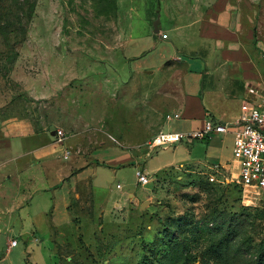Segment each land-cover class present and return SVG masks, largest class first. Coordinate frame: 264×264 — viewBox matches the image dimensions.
Returning <instances> with one entry per match:
<instances>
[{
  "label": "rangeland",
  "instance_id": "374dc122",
  "mask_svg": "<svg viewBox=\"0 0 264 264\" xmlns=\"http://www.w3.org/2000/svg\"><path fill=\"white\" fill-rule=\"evenodd\" d=\"M158 18L168 38L154 31ZM179 36L192 39L197 50L190 54L216 70L226 51L242 49L251 61L234 57L230 67L247 66L264 83V0H0V108L49 95L62 108L89 109L100 130L92 156L101 165L91 179L95 216L88 220H104L97 236L90 222L58 230L17 218L0 222V264H264V191L244 193L233 179L223 181L231 177L230 136L212 137L217 147L210 157L197 146L198 158L189 159L186 148L193 146L185 141L177 146L186 148L147 155L160 129L181 125L164 117L176 113L183 96L180 62L163 59L180 47ZM162 72L173 78L158 82ZM256 95L234 98L228 117ZM148 102L159 109L153 118L143 110ZM172 157L179 163L165 168ZM72 160L59 163L65 168ZM219 163L222 173L211 168ZM143 167L146 185L136 175ZM12 239L17 245L9 249Z\"/></svg>",
  "mask_w": 264,
  "mask_h": 264
},
{
  "label": "crops",
  "instance_id": "0c3cea01",
  "mask_svg": "<svg viewBox=\"0 0 264 264\" xmlns=\"http://www.w3.org/2000/svg\"><path fill=\"white\" fill-rule=\"evenodd\" d=\"M222 18H218V22L224 24ZM158 34L166 33L160 29ZM179 39H181L180 47L174 45L175 51L173 50L172 55L163 56L164 61H179L182 67L179 85L183 96L175 106V112L180 114L177 120L181 125L174 131L191 132L202 129L208 119L219 122L235 119L239 116V108L233 112L231 118L228 117V109L234 98L241 94L247 98L254 88L257 92L264 90V83L256 82L257 79L253 71H250L251 68L230 67L229 63L234 61V57L242 61H251L250 55L244 53L242 49L239 51L234 48L231 52L226 51L225 65L216 70L212 61L206 60L200 54H190L197 50L189 45L193 42L192 39L189 37L188 40L186 37ZM185 45L190 51H187ZM236 51L240 55L236 56ZM171 78L173 77L169 72H162L158 82ZM41 81L45 80L41 79ZM150 81L149 86H153V80ZM222 82L224 86H221ZM42 86L46 87V90L49 89L45 84ZM48 96H35L33 98L39 101L35 99L36 101L32 102L25 99L23 103H12L0 108V222L9 223L17 218L23 224H31L35 227L49 224L51 228L57 230L65 224L80 225L90 222L93 223V231L97 236L99 233L96 234L95 229L97 227L99 229L104 220L94 223L88 218L95 216L93 207L95 189L91 179L95 177V164L97 166L101 164L95 162L92 150L98 139L95 131L100 130L92 124L93 119L86 115L89 109H84L81 114V109L77 106L62 108L60 103H51ZM143 110L150 113L153 118L156 116L154 112L159 109L156 104L148 102ZM146 116L144 114L145 118ZM57 129L64 130V137L58 136ZM161 130L164 129L159 131ZM101 132L106 135V131ZM214 135L222 134L211 135L205 139L206 143L195 144L194 140H184L193 147L186 148L184 143L177 146V143L173 145L176 148L173 150L186 148L189 151L188 158L197 159V146H204L206 155L213 156L217 147L213 141L216 138H212ZM224 135L231 137L233 151V134ZM97 144L103 146L106 142L99 140ZM169 147L162 148L169 150ZM150 154L149 150L147 155ZM72 155L74 160L63 168L59 162L62 159L69 160ZM185 162L180 161L179 166H184ZM168 163L165 168L179 162L172 157ZM196 163L201 161L198 160ZM225 168L230 170V173L235 171L233 160L230 159L229 166L225 165ZM143 170L147 174L146 167H143ZM127 197L140 200L132 192L127 193ZM100 211L102 212L99 213L100 217L104 218L106 214L103 213L106 211L104 209ZM69 238L64 234V241Z\"/></svg>",
  "mask_w": 264,
  "mask_h": 264
},
{
  "label": "built area",
  "instance_id": "2783aa9c",
  "mask_svg": "<svg viewBox=\"0 0 264 264\" xmlns=\"http://www.w3.org/2000/svg\"><path fill=\"white\" fill-rule=\"evenodd\" d=\"M167 38L166 34H162ZM264 58V52H263ZM256 96L243 100L240 107L239 116L231 121H214L208 119L202 129L191 132H176L161 130L149 142L150 152L162 148L173 146L184 140H201L210 137L214 133L233 134V165L235 171L230 176H225L223 181L238 183L244 193L247 189L264 191V90L262 92L252 91ZM167 120L180 118L179 113L166 114ZM59 137H64V131L57 129ZM215 172L222 173L221 164L211 166ZM235 172V173H234ZM138 182L146 185L150 178L143 171L138 170ZM211 179L215 176L212 174ZM17 241L12 239L9 249L16 246Z\"/></svg>",
  "mask_w": 264,
  "mask_h": 264
},
{
  "label": "water",
  "instance_id": "95a60500",
  "mask_svg": "<svg viewBox=\"0 0 264 264\" xmlns=\"http://www.w3.org/2000/svg\"><path fill=\"white\" fill-rule=\"evenodd\" d=\"M159 24H160V19L158 18L154 24V31L156 33H159L160 29H159Z\"/></svg>",
  "mask_w": 264,
  "mask_h": 264
},
{
  "label": "trees",
  "instance_id": "16d2710c",
  "mask_svg": "<svg viewBox=\"0 0 264 264\" xmlns=\"http://www.w3.org/2000/svg\"><path fill=\"white\" fill-rule=\"evenodd\" d=\"M235 186L238 187L240 191H242V187L238 183H236ZM260 250L264 251V244L263 243H261V245H260Z\"/></svg>",
  "mask_w": 264,
  "mask_h": 264
},
{
  "label": "bare ground",
  "instance_id": "6f19581e",
  "mask_svg": "<svg viewBox=\"0 0 264 264\" xmlns=\"http://www.w3.org/2000/svg\"><path fill=\"white\" fill-rule=\"evenodd\" d=\"M248 196V199H249V195H247Z\"/></svg>",
  "mask_w": 264,
  "mask_h": 264
}]
</instances>
